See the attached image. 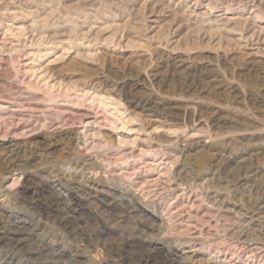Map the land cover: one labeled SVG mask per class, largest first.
Listing matches in <instances>:
<instances>
[{
    "label": "rangeland",
    "instance_id": "rangeland-1",
    "mask_svg": "<svg viewBox=\"0 0 264 264\" xmlns=\"http://www.w3.org/2000/svg\"><path fill=\"white\" fill-rule=\"evenodd\" d=\"M258 96L264 0H0V264H264Z\"/></svg>",
    "mask_w": 264,
    "mask_h": 264
},
{
    "label": "bare ground",
    "instance_id": "bare-ground-1",
    "mask_svg": "<svg viewBox=\"0 0 264 264\" xmlns=\"http://www.w3.org/2000/svg\"><path fill=\"white\" fill-rule=\"evenodd\" d=\"M4 96V95H3ZM254 99V98H253ZM251 99V100H253ZM13 103V102H12ZM253 104L257 105V106H264V97L263 96H258L257 98H255L253 100ZM260 108V107H259ZM26 110V109H25ZM18 111V110H17ZM82 123V122H81ZM83 134V132H81ZM10 162V161H9ZM14 163V162H11ZM82 163V162H81ZM159 163V162H158ZM76 164V162H75ZM83 164V163H82ZM150 164V163H149ZM156 165V164H154ZM153 166V165H152ZM15 167V166H14ZM243 172L241 175L237 176L234 179V183H233V188L234 191H236V193H238L241 197H245L248 198L247 206H246V211L248 214H251V220L253 219V216H259V218L261 217V219H264V188H262L261 186H252V185H248L247 182H245L246 180V176L248 173L254 172L257 169L253 168V166L247 165L246 167H244ZM149 181V180H148ZM145 183V181H144ZM141 184V183H139ZM156 185V184H155ZM150 186V185H149ZM147 186V187H149ZM156 187V186H155ZM140 189V188H139ZM51 193V192H50ZM85 193V192H84ZM253 193V194H251ZM52 194V193H51ZM251 194V195H249ZM85 198V196H83ZM54 198V197H53ZM71 198V197H70ZM79 199H82L79 198ZM78 199V200H79ZM81 201V200H80ZM74 202V201H73ZM49 205V204H48ZM108 205V204H107ZM53 206V205H52ZM126 207V206H125ZM73 209V208H72ZM84 209V208H83ZM134 209V208H133ZM227 209V208H226ZM242 209V208H241ZM67 210V209H66ZM106 210V209H105ZM125 210V209H124ZM127 210V209H126ZM230 210V209H229ZM228 210V212H229ZM107 211V210H106ZM130 211V210H129ZM179 211V210H178ZM225 211V210H224ZM227 211V210H226ZM78 212V211H77ZM82 212V211H81ZM80 212V213H81ZM83 213V212H82ZM98 213V212H97ZM123 213V212H122ZM131 213V212H130ZM176 213V212H175ZM174 213V214H175ZM105 214V213H104ZM128 214V213H127ZM173 215V213H171ZM81 215V214H80ZM91 215V214H90ZM72 216V215H71ZM102 216V215H101ZM174 216V215H173ZM178 216V215H177ZM176 217V216H175ZM60 218V217H59ZM58 218V219H59ZM90 218V217H89ZM104 218V217H103ZM173 218V217H172ZM220 218V217H219ZM102 219V218H101ZM245 221V220H244ZM255 221V220H252ZM71 222V221H70ZM77 222V221H76ZM13 224V223H12ZM62 224V223H61ZM68 224V223H67ZM6 225V224H5ZM70 225V224H69ZM72 225V224H71ZM223 225V224H222ZM7 226V225H6ZM5 226V227H6ZM195 226V225H194ZM197 226V225H196ZM207 226V225H206ZM260 229H262L261 231V236L262 238H264V226L263 225H259ZM73 227V226H72ZM191 227V226H190ZM192 229V228H191ZM196 229V228H194ZM193 229V230H194ZM215 229V228H214ZM230 229V228H229ZM239 229V228H238ZM242 229V228H241ZM65 230V229H64ZM75 230V229H74ZM196 230H200V229H196ZM213 230V229H211ZM23 232L19 233L16 228H2L0 227V245L6 246V247H11V249L17 250V251H21L24 253L26 244L25 242L27 241V239H29V230L28 232L26 230H22ZM71 232V231H70ZM246 232V231H245ZM227 233V232H226ZM230 233V232H229ZM201 234V233H200ZM223 235V234H222ZM241 235V234H240ZM202 236V235H201ZM214 236V235H213ZM197 238V237H195ZM213 238V237H212ZM254 247V245H253ZM257 248V247H255ZM260 249V248H258ZM262 249V248H261ZM52 250V249H51ZM254 250V249H253ZM256 250V249H255ZM29 251V250H28ZM118 251V250H117ZM121 251V250H120ZM257 251V250H256ZM26 253V252H25ZM35 253V252H34ZM39 253V252H38ZM45 253V252H44ZM47 253V252H46ZM118 253V252H117ZM16 254V253H15ZM50 254V253H49ZM22 255V254H21ZM47 255V254H45ZM122 255V254H120ZM26 256L28 258H31L30 253H27ZM48 256V255H47ZM56 255H54L52 253V255H50L47 258V261H50L49 263L52 262L51 259L49 258H55ZM58 256V255H57ZM123 258V257H122ZM40 259V258H39ZM246 259V258H245ZM139 260V259H138ZM143 260V259H142ZM141 260V261H142ZM149 260V259H148ZM60 261V260H59ZM72 261V260H71ZM121 261V259H120ZM146 261V260H145ZM168 262V261H167ZM175 262V261H174ZM47 264V263H45ZM66 264V263H65ZM133 264V263H131ZM147 264V262L145 263ZM169 264V263H168ZM175 264V263H174Z\"/></svg>",
    "mask_w": 264,
    "mask_h": 264
}]
</instances>
